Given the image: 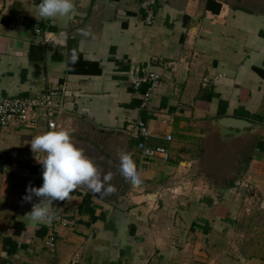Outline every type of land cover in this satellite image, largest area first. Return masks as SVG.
Instances as JSON below:
<instances>
[{"label":"crops","instance_id":"1","mask_svg":"<svg viewBox=\"0 0 264 264\" xmlns=\"http://www.w3.org/2000/svg\"><path fill=\"white\" fill-rule=\"evenodd\" d=\"M148 1L73 0L70 18L36 19L39 0H0V101L59 89L73 117L62 118L63 129L111 132L97 142L117 164L112 171L127 153L141 181L121 176L108 181L110 194L81 185L65 201H42L72 227L33 221L27 213L38 201L21 198L41 185L45 154L28 142L48 130L43 122L1 129L0 150L14 158L0 161V264H264V11L250 0H153L147 25ZM141 68L162 75L145 105V86L131 85ZM220 117L246 120L260 134L238 187L195 163L209 121ZM137 120L151 132L145 143L165 148L167 160L139 153ZM51 235L53 252L44 245Z\"/></svg>","mask_w":264,"mask_h":264},{"label":"clouds","instance_id":"2","mask_svg":"<svg viewBox=\"0 0 264 264\" xmlns=\"http://www.w3.org/2000/svg\"><path fill=\"white\" fill-rule=\"evenodd\" d=\"M38 18L63 17L70 18L74 12L73 0H39L37 5ZM83 36L89 31L81 29ZM76 54L73 52L70 61L75 63ZM33 153L43 152L44 158L38 160L42 172V183L39 187L27 186L26 194L22 196L23 202L34 203L29 213L33 221H51L53 213L42 201L49 204L53 201H65L69 194L78 186H87L90 190L101 195L110 194L114 187L108 183L111 173L101 177L97 166L83 150L75 146L70 140V133L65 129L49 130L34 136L29 142ZM119 172L121 176L133 185L141 183L131 157L121 153L119 157Z\"/></svg>","mask_w":264,"mask_h":264},{"label":"built area","instance_id":"3","mask_svg":"<svg viewBox=\"0 0 264 264\" xmlns=\"http://www.w3.org/2000/svg\"><path fill=\"white\" fill-rule=\"evenodd\" d=\"M153 21V0H149L148 4L144 7V23L150 25ZM33 32L40 34L42 30L39 26H34ZM161 79L162 75L160 73L145 68L139 69L131 78V85L135 91H139L145 86V89L141 93L143 105L146 104L151 94L159 87ZM59 93V89L48 88L33 96H12L2 99L0 101V130L16 124L31 128L37 126L39 122H43L48 131L58 130V117L63 113L57 101ZM133 129L137 141L136 148L142 156L146 158L159 157L163 160L168 159L165 148L161 146H150L145 143L150 137L151 132L147 129L143 121H135ZM169 138L167 137V139ZM13 158L14 153L0 150V161L8 162ZM54 221V223H60L63 226H73V221L61 217H55ZM44 245L53 252L55 246L54 235L49 236L45 240Z\"/></svg>","mask_w":264,"mask_h":264},{"label":"rangeland","instance_id":"4","mask_svg":"<svg viewBox=\"0 0 264 264\" xmlns=\"http://www.w3.org/2000/svg\"><path fill=\"white\" fill-rule=\"evenodd\" d=\"M237 3L240 2L237 1ZM247 5H252V8L257 9L260 7V9L264 11V2H247ZM210 132L209 136L207 134V136L204 137L202 141L203 143L201 142L199 144L200 147L198 148V151L194 153V157L197 160L195 163L203 164L206 169H210L212 166L213 168L211 171H207V175H211V177L226 185L229 180H236L237 184L235 185L238 187L241 180L244 178L243 174L260 134L256 132L244 133L239 137L232 138L229 135H211ZM110 172L114 175V179L111 178L112 180L116 181L117 179L122 178L121 175H119L120 172L117 173L118 175L112 170ZM244 183H246L244 184L245 188L249 191L248 195L253 196L252 198L255 199L257 194L255 192L253 194L251 193L248 182L244 180ZM241 195H246V191H243ZM261 219L264 222L263 216L259 218V221Z\"/></svg>","mask_w":264,"mask_h":264},{"label":"water","instance_id":"5","mask_svg":"<svg viewBox=\"0 0 264 264\" xmlns=\"http://www.w3.org/2000/svg\"><path fill=\"white\" fill-rule=\"evenodd\" d=\"M225 1V0H224ZM251 3H255V1L264 2V0H250ZM68 118L70 121L73 119L70 116H67L65 113L59 115V129H63L64 121L62 118ZM69 121V122H70ZM211 126V135L213 134H221V135H229L232 138L239 137L244 133H255L252 126L253 124L247 122L243 119H238L234 117H220L215 120L209 121ZM90 131L87 134L74 136L70 134L71 142L81 148L85 156L89 157L98 169L101 167H105L106 171L112 170L114 166L117 164L113 161L112 156L109 151L105 149L103 146L99 145L97 142V138L100 135L109 134L111 132L101 130L95 128L92 125H89ZM69 132V130H68ZM103 169V168H102Z\"/></svg>","mask_w":264,"mask_h":264},{"label":"trees","instance_id":"6","mask_svg":"<svg viewBox=\"0 0 264 264\" xmlns=\"http://www.w3.org/2000/svg\"><path fill=\"white\" fill-rule=\"evenodd\" d=\"M210 4H211V1H208V2H207V6H209ZM233 181H234V180H229L228 183H229L230 185H232V184H233Z\"/></svg>","mask_w":264,"mask_h":264}]
</instances>
